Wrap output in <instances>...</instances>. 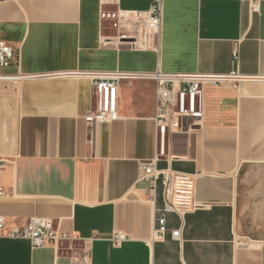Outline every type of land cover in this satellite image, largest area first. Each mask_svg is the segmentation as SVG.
<instances>
[{"label":"crops","instance_id":"crops-1","mask_svg":"<svg viewBox=\"0 0 264 264\" xmlns=\"http://www.w3.org/2000/svg\"><path fill=\"white\" fill-rule=\"evenodd\" d=\"M258 3V11L250 3ZM0 0V215L5 229L53 219L71 243L0 237V264H264V0ZM223 76L199 125L160 140L156 82L123 79L116 117L88 121L86 72ZM186 125V124H185ZM194 174L200 206L155 231V191L138 164ZM155 197L154 201L151 200ZM127 239L114 246L110 235ZM88 259L82 262V253Z\"/></svg>","mask_w":264,"mask_h":264},{"label":"built area","instance_id":"built-area-1","mask_svg":"<svg viewBox=\"0 0 264 264\" xmlns=\"http://www.w3.org/2000/svg\"><path fill=\"white\" fill-rule=\"evenodd\" d=\"M251 9L258 11V3L252 1ZM159 0L150 10V24L158 23ZM13 48L0 40V68L10 65ZM96 96V113L87 116L88 121H107L116 117L117 87L121 80L132 78L150 79L156 82V113L154 116L156 131L163 141L167 133H182L188 128L199 125L201 118V97L203 86L207 83L220 84L225 77L207 74H171L165 72H151L131 74L118 71L86 72ZM11 78L0 72V79ZM186 124V125H185ZM155 156L138 164V180L147 181L150 189L155 191L161 186L162 205L155 208V231L158 235L170 232L175 239L179 238L178 229L166 226V216L169 213L184 214L200 206L194 199V174L174 170L170 167L160 168ZM4 161L0 157V170ZM4 193L0 186V196ZM152 197L151 200H155ZM5 219L0 215V237L24 238L34 247L46 244L71 243L74 237L59 232L54 221L48 217L31 216L22 226L5 229ZM114 246H119L127 239L123 232L110 235ZM88 259V252L82 253V262Z\"/></svg>","mask_w":264,"mask_h":264},{"label":"rangeland","instance_id":"rangeland-1","mask_svg":"<svg viewBox=\"0 0 264 264\" xmlns=\"http://www.w3.org/2000/svg\"><path fill=\"white\" fill-rule=\"evenodd\" d=\"M168 134H169V135H170V134L173 135V134H177V133H167L166 135H168ZM165 138H166V137H165Z\"/></svg>","mask_w":264,"mask_h":264}]
</instances>
